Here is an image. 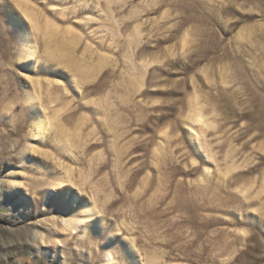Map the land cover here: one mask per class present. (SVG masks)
<instances>
[{
    "label": "rangeland",
    "instance_id": "374dc122",
    "mask_svg": "<svg viewBox=\"0 0 264 264\" xmlns=\"http://www.w3.org/2000/svg\"><path fill=\"white\" fill-rule=\"evenodd\" d=\"M0 264H264V0H0Z\"/></svg>",
    "mask_w": 264,
    "mask_h": 264
}]
</instances>
